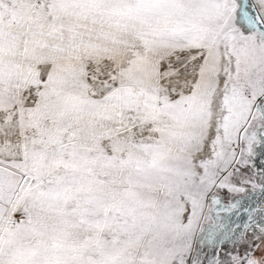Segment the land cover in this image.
Returning a JSON list of instances; mask_svg holds the SVG:
<instances>
[{
    "label": "snow or ice",
    "instance_id": "obj_1",
    "mask_svg": "<svg viewBox=\"0 0 264 264\" xmlns=\"http://www.w3.org/2000/svg\"><path fill=\"white\" fill-rule=\"evenodd\" d=\"M0 264H264V0H0Z\"/></svg>",
    "mask_w": 264,
    "mask_h": 264
}]
</instances>
